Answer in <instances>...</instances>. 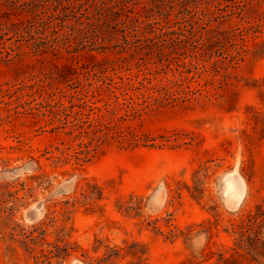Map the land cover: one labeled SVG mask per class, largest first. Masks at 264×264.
I'll return each instance as SVG.
<instances>
[{"label": "rangeland", "instance_id": "374dc122", "mask_svg": "<svg viewBox=\"0 0 264 264\" xmlns=\"http://www.w3.org/2000/svg\"><path fill=\"white\" fill-rule=\"evenodd\" d=\"M116 1L73 0L76 14L64 18L61 0L56 51L6 59L0 50V264H264V47L248 39L236 62L223 61L218 73L208 65L209 75L189 83L211 80L207 94H160L149 88L175 77H147L156 53L132 33L133 47H115L123 15L111 8ZM171 1L174 9L157 17L145 10L152 0H132L126 6L139 21L127 26L141 38L142 22L156 18L168 32L199 34L226 14L217 12L222 0ZM39 37L53 39L50 30ZM100 43L107 50L92 51ZM112 68L152 83L113 89L116 100L100 89L101 72L110 77ZM79 94L102 114L107 101L114 121L148 104L124 123L138 141L109 140L85 155L79 145L88 139L68 135L71 124L87 126L75 115L89 113ZM91 94L103 101L93 105Z\"/></svg>", "mask_w": 264, "mask_h": 264}, {"label": "trees", "instance_id": "16d2710c", "mask_svg": "<svg viewBox=\"0 0 264 264\" xmlns=\"http://www.w3.org/2000/svg\"><path fill=\"white\" fill-rule=\"evenodd\" d=\"M73 0H62L65 4L63 6V13L76 14L74 7L72 6ZM84 1V0H80ZM87 1V0H86ZM91 1V0H90ZM132 0H118L114 2L112 9L117 8L123 13L122 20L115 26H122L120 33L122 34V42L117 43L115 47L121 48V46L133 45L128 40V32L136 38L137 43L144 44L143 48L149 51L154 50L156 53V65L155 70L148 74L147 77H155L159 75H166L167 72L172 73L175 80H157L159 84L149 88L154 92L160 94H207L205 88L208 85H212L211 80H204L203 84L197 83V89H191L189 83L195 78H199L202 75H209V68L212 67L211 73H218L223 61L227 60L228 64L234 63L243 54L249 52L246 45L248 39L252 41L253 47L256 49L264 47V0H222L226 6L220 8L219 5L217 12L226 13L225 16H218L213 20H208L206 27L199 34H196L194 28L190 27L187 34H184L181 28L168 32L165 30L156 18H153L152 22H142L148 28L147 32H144L139 38L138 26L129 25L128 22L136 24L139 21L138 17L131 16L132 12H129L126 5L130 4ZM100 8H105L104 3L100 4ZM93 7V6H92ZM146 8V5H144ZM168 9L172 11L174 9L173 2L171 0H152L151 6L146 8L149 14L157 13V17H162V10ZM98 13L99 18L97 21H101V15ZM87 10L84 14H81L82 18H87ZM101 19V20H100ZM148 20V19H147ZM64 20L62 21V23ZM177 24V23H175ZM64 25H62L63 27ZM50 30L53 36L52 40L44 41L39 36L43 35V32ZM61 31V0H0V50H4L6 59L19 58L23 55H32L35 58L41 56L48 50L56 51L59 48L61 40L59 32ZM239 43H236L235 40ZM156 40V43L154 41ZM12 41V44L6 46V42ZM228 44L229 50L226 51L225 45ZM97 50L92 51H105L107 48L101 46ZM133 47V46H132ZM2 52H0L1 55ZM93 60L94 57H92ZM126 70H129L131 65L126 58L120 60ZM143 63V62H142ZM174 65V67H172ZM208 65H211L208 67ZM137 69L146 67L145 64H135ZM115 68L111 69L112 75L107 77V70L101 72L100 76V89H105L107 92L117 100L118 97L112 91L121 90L125 84H131L133 80L139 83L146 82L149 85L152 83L150 78L143 75L142 80H138L136 74L134 79L129 76H117ZM177 75V77H176ZM189 75L190 78L188 77ZM106 80H118L114 82V86L106 83ZM101 94H91V98L96 100L95 103L102 102V99H97ZM89 94H79L78 101L80 102L79 108L88 110V114L82 112H76V116L86 117L87 126L82 125H69L64 119V125L70 128L68 135H73L77 139H88L86 144L80 143L79 147L89 149L85 152V155L94 153L102 144L107 143L109 140H114L118 144H135L138 141L136 131L130 127L124 125L126 120L138 119L140 113L148 107V104H141L140 109H132L131 112H125L117 120H112L109 116L110 105L107 101L103 102L105 114H102L100 108L92 107L86 100ZM172 96V95H171ZM185 99V96H182ZM95 111H98L96 114ZM92 115V117H91ZM62 121V120H61ZM76 161H81L80 158H76ZM54 251L57 253L60 248L53 246ZM51 253V252H50Z\"/></svg>", "mask_w": 264, "mask_h": 264}]
</instances>
